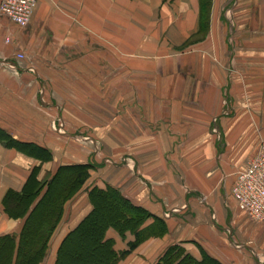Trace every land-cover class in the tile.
<instances>
[{
	"label": "crops",
	"instance_id": "0c3cea01",
	"mask_svg": "<svg viewBox=\"0 0 264 264\" xmlns=\"http://www.w3.org/2000/svg\"><path fill=\"white\" fill-rule=\"evenodd\" d=\"M202 27L200 0H37L25 27L0 14V131L52 154L42 161L0 132V235L19 234L24 218L9 217L2 199L34 167L40 179L91 161L39 264H54L62 238L91 210L95 185L167 224L117 264H155L171 244L222 264H264V226L223 189L264 142V0H210ZM209 122L215 145L204 135ZM87 126L103 155L78 142ZM246 225L255 244L240 239ZM106 235L116 250L133 239L114 228Z\"/></svg>",
	"mask_w": 264,
	"mask_h": 264
},
{
	"label": "trees",
	"instance_id": "16d2710c",
	"mask_svg": "<svg viewBox=\"0 0 264 264\" xmlns=\"http://www.w3.org/2000/svg\"><path fill=\"white\" fill-rule=\"evenodd\" d=\"M202 6V0H200ZM7 146L49 160L51 152L32 142L8 137ZM44 152V157L36 151ZM89 163L60 165L52 177L41 182L34 167L20 191L9 189L2 199L5 213L12 218H24L19 234L0 235V264H39L47 255L50 237L59 223L64 203L70 199L89 177ZM91 210L60 241L54 264H116L145 239L167 232L164 219L133 204L115 187L92 186L88 190ZM100 199V200H98ZM103 207L100 212L99 205ZM152 219L149 224L143 225ZM114 228L121 237L127 232L133 239L127 247L116 250L114 240L107 237ZM155 264H222L202 252L197 258L179 244L169 245Z\"/></svg>",
	"mask_w": 264,
	"mask_h": 264
},
{
	"label": "built area",
	"instance_id": "2783aa9c",
	"mask_svg": "<svg viewBox=\"0 0 264 264\" xmlns=\"http://www.w3.org/2000/svg\"><path fill=\"white\" fill-rule=\"evenodd\" d=\"M36 3L37 0H0V14L25 27L31 21ZM17 57L21 58L22 54L18 53ZM231 194L248 218L264 223V142L259 144L246 166L236 173Z\"/></svg>",
	"mask_w": 264,
	"mask_h": 264
},
{
	"label": "rangeland",
	"instance_id": "374dc122",
	"mask_svg": "<svg viewBox=\"0 0 264 264\" xmlns=\"http://www.w3.org/2000/svg\"><path fill=\"white\" fill-rule=\"evenodd\" d=\"M210 4V0H202V6H201V22H202V25H203V32H202V34H204V32H205V22H206V20H207V12H208V5ZM5 17V16H4ZM7 62H9V63H12L13 61L12 60H6ZM2 66L3 67H8L7 65H5L4 63L2 64ZM135 92H128L125 96L127 97V98H129V99H133V98H135V94H134ZM121 92H116L115 91V97L117 96V97H121ZM134 95V96H133ZM134 110H136V108H134ZM54 117H58V116H56L55 114H53V113H51L50 114V118L52 119V118H54ZM100 118V117H99ZM99 123H101V122H99ZM101 125H103L104 126V123H101ZM205 125V124H204ZM203 125V127H205L204 129H203V131H204V135L207 137L206 139H210V136H212L211 137V139H210V141H211V143H213L214 145H215V142H217V136L214 134V133H212L211 132V129H212V122H209V124L208 123H206V125L204 126ZM61 126V124H59L58 122H56V123H50V129H52V130H57V129H59V128H61L60 127ZM83 126H85V124H83ZM136 126V125H135ZM83 130V136L81 137H79L78 138V142H80V141H85V142H87V143H91V148H90V152H91V154H93V153H95V154H102L104 151H103V146H104V141L102 140V139H99V138H90L89 137V135L91 134V128H89L88 126H87V129H85V128H83L82 129ZM1 132V131H0ZM2 134H3V139L4 140H7L8 139V136L7 135H5L4 134V132H1ZM80 134V133H79ZM82 134H80V135H82ZM84 137H86V138H84ZM195 141V140H194ZM203 142H205V138H204V140H203ZM31 150H33V151H36L35 153H36V155H38V156H41V157H44L46 154L44 153V152H39V150H34L32 147L30 148ZM103 155V154H102ZM34 157V156H33ZM35 158H37V157H35ZM52 158V157H51ZM38 159H40V158H38ZM40 160H42V159H40ZM42 161H45V160H42ZM103 161H105V158H103ZM88 163L91 165V167H90V169L94 166V164L91 162V161H88ZM89 169V170H90ZM57 170V169H56ZM55 170V171H56ZM55 171H53V172H51V171H48L47 173H45V175L42 177V178H40L39 180L41 181V182H46V181H48L51 177H52V175H53V173L55 172ZM39 176V171L37 172V177ZM39 178V177H38ZM208 178H210L211 180H213V181H216L217 180V186H218V179H219V173H216V174H212L211 173V175H210V177H208ZM214 185V184H213ZM96 186V185H95ZM216 186V187H217ZM98 187V186H97ZM107 187V186H106ZM105 187V188H106ZM91 188V187H90ZM89 188V189H90ZM101 188V187H100ZM224 190H225V192H226V194H227V196H228V198L229 199H232L233 198V196H232V194H231V187L229 186V184H227V186H225L224 188H223ZM8 191V190H7ZM6 191V192H7ZM6 194V193H5ZM210 194V192H206L205 191V195H209ZM234 199V198H233ZM98 200H100V199H98ZM98 205H99V210H100V212H102L103 211V207L101 206V204L100 203H98ZM4 209V208H3ZM241 211H242V209H240ZM188 212H186V213H182L181 214V216H179L178 215V217H186V216H188L189 214H187ZM243 214H244V212H243ZM247 219H248V222H250V223H256L258 226L260 225V227H262V226H264V223H257V222H254V221H252L250 218H248L247 217ZM246 219V220H247ZM165 222V221H164ZM166 226H167V224H166ZM250 230H253V232H250ZM242 233H240V239H246L247 241H250L251 243H254L255 244V242H254V240L252 239V236H254L255 235V229H253V228H251L250 226H244V227H242V231H241ZM252 234V235H250L249 236V234ZM258 242V241H257ZM257 242H256V245H259V244H257ZM254 244H252V245H254ZM123 259V258H122ZM121 260V259H120ZM119 260V261H120ZM118 261V262H119ZM117 262V263H118ZM116 263V264H117Z\"/></svg>",
	"mask_w": 264,
	"mask_h": 264
}]
</instances>
